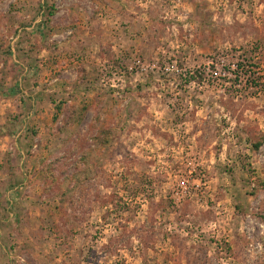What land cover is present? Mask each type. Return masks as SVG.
<instances>
[{
    "label": "rangeland",
    "instance_id": "obj_1",
    "mask_svg": "<svg viewBox=\"0 0 264 264\" xmlns=\"http://www.w3.org/2000/svg\"><path fill=\"white\" fill-rule=\"evenodd\" d=\"M264 0H0V264H264Z\"/></svg>",
    "mask_w": 264,
    "mask_h": 264
},
{
    "label": "trees",
    "instance_id": "obj_2",
    "mask_svg": "<svg viewBox=\"0 0 264 264\" xmlns=\"http://www.w3.org/2000/svg\"><path fill=\"white\" fill-rule=\"evenodd\" d=\"M264 144V136L261 138L260 141L256 142L252 148L258 150Z\"/></svg>",
    "mask_w": 264,
    "mask_h": 264
}]
</instances>
